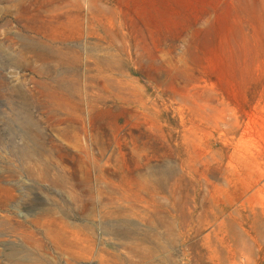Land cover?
Here are the masks:
<instances>
[{
	"label": "rangeland",
	"instance_id": "374dc122",
	"mask_svg": "<svg viewBox=\"0 0 264 264\" xmlns=\"http://www.w3.org/2000/svg\"><path fill=\"white\" fill-rule=\"evenodd\" d=\"M0 264H264V0H0Z\"/></svg>",
	"mask_w": 264,
	"mask_h": 264
}]
</instances>
